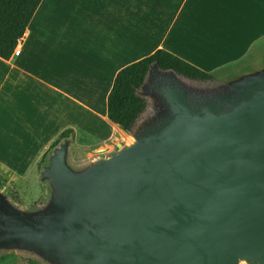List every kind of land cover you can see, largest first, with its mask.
<instances>
[{
  "label": "water",
  "instance_id": "1",
  "mask_svg": "<svg viewBox=\"0 0 264 264\" xmlns=\"http://www.w3.org/2000/svg\"><path fill=\"white\" fill-rule=\"evenodd\" d=\"M150 113L129 144L40 172L46 200L0 190V253L41 264H264V65L211 85L149 67Z\"/></svg>",
  "mask_w": 264,
  "mask_h": 264
},
{
  "label": "crops",
  "instance_id": "2",
  "mask_svg": "<svg viewBox=\"0 0 264 264\" xmlns=\"http://www.w3.org/2000/svg\"><path fill=\"white\" fill-rule=\"evenodd\" d=\"M263 49L264 0H42L20 54L0 58V175L31 174L46 196L35 173L64 131L69 154L81 133L104 144L89 155L123 138L107 96L122 68L157 50L214 73Z\"/></svg>",
  "mask_w": 264,
  "mask_h": 264
},
{
  "label": "trees",
  "instance_id": "3",
  "mask_svg": "<svg viewBox=\"0 0 264 264\" xmlns=\"http://www.w3.org/2000/svg\"><path fill=\"white\" fill-rule=\"evenodd\" d=\"M41 1L0 0V58L2 60L7 61L12 56L17 41L24 36ZM154 63L160 70H172L194 82H208L215 78L212 74L190 65L164 50H157L150 56L122 68L115 76L111 91L107 96L106 115L110 122L125 133L136 129L138 120L146 111V99L139 96L138 92L144 83L149 67ZM71 136V130L64 131L50 146V150ZM46 160L47 155H44L41 163L44 164ZM1 184L0 180V187ZM26 264L41 263L28 259Z\"/></svg>",
  "mask_w": 264,
  "mask_h": 264
},
{
  "label": "rangeland",
  "instance_id": "4",
  "mask_svg": "<svg viewBox=\"0 0 264 264\" xmlns=\"http://www.w3.org/2000/svg\"><path fill=\"white\" fill-rule=\"evenodd\" d=\"M264 65V49L261 53L256 52L252 55L247 57V61L241 63L238 65V68L235 69V71L226 69L225 71H217L212 74L215 78L212 81L208 82H194L190 81L193 84L197 85H211L218 83L225 79L227 76H232L234 74H237L238 72H245L249 70H253L256 68H259L260 66ZM229 70V71H227ZM147 107L145 113L140 117V119L137 122V126L139 123L146 119L148 114L150 113L151 103L148 99H146ZM108 130L105 127H102L100 129V133L102 135H105ZM133 131L130 133H126V135L123 136V138L117 140V142H122L129 144V140L127 137H130L133 141V138L131 136ZM100 142H97L95 140L94 134H79L77 136L76 142H72L71 144V150L68 157L69 164L74 168H79L87 163H89L88 155L94 150H96L98 147H100ZM42 168L37 170L35 173L37 176L40 177V172ZM35 175V176H36ZM31 174H1L0 180L2 181L0 190L9 198V200L16 205L19 208L22 209H34L37 206L43 204L46 200L45 194L42 195L41 185H39L37 182L36 185H30L31 182ZM16 178L15 182H13V179ZM26 191L23 192L22 186L26 185ZM28 259H33L38 261L36 257H34L31 254L24 253V252H6L2 251L0 253V264H26V261ZM40 263V261H38ZM245 264V263H242Z\"/></svg>",
  "mask_w": 264,
  "mask_h": 264
},
{
  "label": "built area",
  "instance_id": "5",
  "mask_svg": "<svg viewBox=\"0 0 264 264\" xmlns=\"http://www.w3.org/2000/svg\"><path fill=\"white\" fill-rule=\"evenodd\" d=\"M20 45H21V39L17 41V45H16L12 55L18 56L20 54Z\"/></svg>",
  "mask_w": 264,
  "mask_h": 264
}]
</instances>
